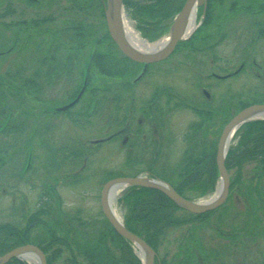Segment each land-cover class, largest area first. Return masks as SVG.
<instances>
[{
	"label": "rangeland",
	"instance_id": "374dc122",
	"mask_svg": "<svg viewBox=\"0 0 264 264\" xmlns=\"http://www.w3.org/2000/svg\"><path fill=\"white\" fill-rule=\"evenodd\" d=\"M64 1L66 0L51 3L49 6L46 3L41 6L40 14L34 8L21 7L20 4L19 21H21L20 24H25L21 26L18 37H16L17 31L14 30L11 22L15 20L12 9L17 7V1L0 0V49H6L14 42L16 46L13 51L9 49L11 52L5 56H0V74L8 70L11 72V69L14 68H19L26 74L21 77V80H7L2 86L5 96L6 93L12 94L6 103L0 102V118H6L5 124L0 126L3 127L0 131V150L3 149L4 152L3 162L0 165V224L2 225L12 224L19 228L23 227L28 216L38 208L39 200L44 195L48 196L47 200L50 202L49 205L53 209L54 215L43 216L41 219L45 223H50L55 230L59 228L55 221L63 222L65 218L63 214L70 218L78 216L81 221L97 223L104 219L100 205V194L108 180L138 172L145 175L152 170L154 174L160 177L162 175L169 176L173 180L177 179L176 168L182 165L181 163L185 158L187 160V154L193 157L195 153L197 155L200 151L199 148L193 150L191 147L188 149V143H193L196 146L202 141L205 148L209 150L208 143H217L223 127L232 116L239 112L241 103L252 105L257 101L264 100V38H257L258 27L254 29L244 28L246 23L249 25L254 20L259 21L264 17L256 18L246 13L243 16H241L242 14L234 15L233 12H221L223 9L221 8L220 12L214 11L217 19L213 21V24L205 25L202 30L196 33L198 38L211 35L212 37L208 38V41L212 44L217 41V38H221L222 34L224 35L222 44L216 46L211 54L207 53L204 56L205 54L195 52L190 54V59H186L185 55L178 52L164 64L159 65L163 68H155L156 64L149 66L147 74L133 87H130L129 84L139 75L141 71L139 66H131L130 72L135 73V75H129L123 81L111 78L104 79L91 67L90 76L88 75V88L81 100L82 104L70 111L72 115L80 114L83 117L82 121L74 124L68 118L63 117L61 120L55 119L49 124L47 115L50 109L47 110L49 106L45 104L46 101L53 100L55 102V106L51 108L52 111L67 104V96L74 89L75 91L77 88L80 89L82 85L83 75H81L80 68L85 66L92 53L103 51L123 60L120 52L108 37L98 5L94 6L89 14L85 15L87 16L85 18L83 14L85 9L79 11L72 9L76 3L74 0H67L66 3ZM60 4L64 6L63 10L62 7L60 9L63 11L61 15L55 14L56 19L49 20L39 27V30L43 28L56 30L58 31L57 35L46 34L48 36L45 39L39 33H32L31 21L35 14L48 17L44 15L52 12L54 8H58ZM57 12L58 9H56ZM80 20L83 21L84 28L91 25V29L84 30L83 35L74 31L75 27L79 25L78 23L74 24L73 30L69 26L72 21L79 22ZM123 21L124 26L133 27L135 32L139 34L135 29L137 22L134 20L131 9H124ZM65 22H68V27L62 30ZM166 24H170V21ZM216 26H219L218 31ZM259 28H261L260 32L263 31L264 25L259 24ZM78 35H82L83 39H78ZM163 37L161 36L158 40ZM101 40H103V47L100 46ZM70 51L78 60L75 64L70 62L69 66L66 57ZM49 52H57V54L55 58L52 57L51 59L52 67L47 68L44 61L43 69L52 71L36 76L37 83L42 86V94L36 96L37 100L41 102L34 101L24 91L17 93V91L8 88L9 84L20 87L26 86L23 84V80L34 70L36 71L37 67L40 66L38 59L40 61L47 58ZM208 59H215L214 63H222L220 65L227 67V73L236 70L242 62L244 68L237 76L221 83L216 84L212 80L202 83L210 85L208 92L212 94L205 101L203 100L204 97H196V67L191 64L202 63ZM252 60H255L259 67L254 66ZM175 62L180 63L181 67H177L178 63ZM214 66L212 65L211 69L213 72H215ZM59 67H62L59 72L60 75L55 76L56 69L60 70ZM31 70L32 72H30ZM50 73L53 74L47 76ZM47 80H49V84ZM162 87L168 88L171 92L185 94L191 102L186 100V106L175 105L171 95L163 91ZM155 89L158 92L153 95L156 104L154 109H158L159 113L160 110L163 111L160 114H154V125L158 128L159 133L155 134L152 128L153 133L147 131L150 126L142 124L139 129L141 128V132L145 133V138L141 136L136 138L137 136L134 135L131 136L133 140H130L128 144L123 145L122 139L116 138L109 143L90 147L91 140L106 138L120 126H124L126 115L123 111H117L114 123L111 119V109L102 108L103 106H100L101 108L95 113L88 115L84 109V106L87 105V99L94 98L96 100L98 98V104L109 106L112 104V98H115L118 108L121 105L133 104L132 106L138 109L142 105L141 103L145 104L148 98L150 99ZM129 90H131V96H129ZM161 92L164 96L161 99L157 97L156 100V96ZM104 98L106 104L103 102ZM220 106L221 109L219 110ZM194 108H202L207 113H210L209 109H211V114L216 115L215 118L210 116L200 118L201 120L206 118V121L211 120L205 125V128L201 129V132L192 124H196L200 120L197 117V110ZM217 109L218 112L215 114L214 111ZM138 118L141 117H134V127L138 126ZM160 121L164 124L162 131H160ZM194 130H196L194 139L187 142L188 135L191 133L192 136ZM157 135L163 140L162 150L155 149L153 144ZM237 139L238 135H235L228 149L235 147ZM78 149L81 155L75 160L72 158L69 160L71 154L76 158V154L79 153ZM185 149H188L189 152ZM254 167V163L245 164L242 167V185L249 184V181L256 183L253 181L256 172ZM236 173V170H231L229 175L233 178ZM73 179L75 181H72ZM218 182L219 179L216 181L213 192L209 191L200 198L188 194L190 199L195 202L212 199L217 190ZM261 182H264V179ZM260 185L263 188L257 194L258 197L253 196V200H258L256 203L261 201L264 203V184L260 183ZM126 190L127 187H124L111 205L121 220L125 212L121 198ZM234 191L235 189L205 222L193 224L196 228L195 238L201 241V246L207 251V260H202L201 264H235L234 257H227L228 262H224L221 246L223 245L226 252L228 250L235 252V229L231 231L229 228L236 225L243 204L248 206V202L251 203L252 201H249L246 195ZM241 191L244 192L245 190L242 189ZM250 206L253 209L257 208L253 203ZM176 215L190 218L182 211H177ZM257 216L259 215L254 214L252 217ZM191 226L172 227L166 231L159 247L158 256L160 259L170 260L176 252L179 242L182 243L190 237ZM67 229L70 231L68 234L71 239H78V242L81 243L96 238L93 229L84 230L76 225L73 230L71 227ZM60 230L62 231V228ZM42 231L46 234L42 228V230L34 231L33 235L42 234ZM65 231L67 230L65 229ZM71 231H74L73 234ZM56 232L60 233L58 230ZM224 233L228 236L225 237ZM192 240L190 238L186 242L192 243ZM247 241L250 240L245 238V242ZM254 243V247H258L264 253V239H258ZM108 246H111L110 243ZM132 247L137 255V250L133 244ZM56 248L61 249L62 254L53 264H63L64 260L70 258V252L63 245L55 246L54 249ZM111 251L116 259L120 258L121 255L117 248L111 246ZM77 262L87 264L81 257H77ZM192 264H196L195 261Z\"/></svg>",
	"mask_w": 264,
	"mask_h": 264
},
{
	"label": "trees",
	"instance_id": "16d2710c",
	"mask_svg": "<svg viewBox=\"0 0 264 264\" xmlns=\"http://www.w3.org/2000/svg\"><path fill=\"white\" fill-rule=\"evenodd\" d=\"M25 1L29 6L34 7L39 14V4L42 2L43 4L41 6H44L46 3L49 6L51 3L60 2V0ZM74 1L76 2L75 6L79 8V6H89L90 2L92 3L95 0ZM96 1L99 4L100 0ZM184 2L185 0H123L125 7L133 11L134 19L137 22V29L149 40H155L167 30L169 25L166 23L181 9ZM217 7L233 13H264V0H207L202 26L198 31L209 23L213 24V21L217 19L214 15V10ZM99 9L100 15L102 16L103 13L100 4ZM201 11L202 8L199 9V13ZM39 14H36L34 20L31 21L34 33H39L45 39L48 36L46 34L57 35L58 31L50 28L39 30L41 24L53 20L54 14L50 13L47 15L48 17H42ZM216 29H219V26H216ZM193 39L197 40L198 37L194 36L191 40ZM102 45H104L103 40L100 42L101 47H103ZM2 50L4 49H0V51ZM45 59L43 58L40 61L38 59L40 66L37 67L36 74H44L52 71L43 69ZM122 59H117L107 52H95L90 56L87 70L90 73L91 67H93L96 68L97 74L103 76L104 79L116 78L117 80L123 81L129 75L135 74L130 72V68L131 66H137V64L124 57ZM6 82V79L0 78L1 103L5 98V91L2 86ZM8 88L12 90L11 84L8 85ZM35 90L36 96L42 94V86L37 83V79H35ZM246 106H248L247 103H241L240 109ZM5 119L3 117L0 118V126ZM237 133V145L234 149L228 151L225 158L227 171L236 170L237 172L233 178L230 177L229 191L243 184L241 181L242 167L245 164L254 163L256 171L254 178L257 177L259 179V186L256 189L258 194L263 188L260 183L264 184V182H261L264 179V120L247 122L240 127ZM191 147H193V150L199 148L200 151L197 155L196 153L194 154L195 157L187 154V160L185 158L186 161L183 160L182 165L179 167L180 172L177 179L173 180L169 176L161 175L163 180L167 181L183 198H188V194L193 195L195 198L204 196L208 191L214 189L215 182L218 178V172L215 166L216 142L210 144L209 152L204 144L196 146L190 144L189 148ZM252 184L253 182L249 181V184L243 185L245 193L249 196L247 198L250 201L253 199L251 194L255 187L251 186ZM53 190L55 191V189ZM47 198L48 196L46 195L40 198L38 208L28 216L23 227L19 228L11 224L0 226V256L18 246L33 244L39 247L45 254L46 264H53L62 254L61 249H54V247L63 245L71 255L70 258L64 260L63 264H79L77 257L83 258L87 264H141L139 259L134 255L130 243L119 236L105 219L97 223L85 222L81 221L78 216L70 218L63 214L65 217L63 222L55 221V224L59 227L56 230L50 223L43 222L41 217L54 215V211L51 209L50 202ZM121 201L125 207V214L123 216L125 229L141 238L152 248L156 254L155 262L157 261V264H192L193 261L196 264H201L202 260H206L205 248L201 246V241L195 238L196 235L194 233L196 228L193 224L195 222H205L217 209L203 214H191L182 210L157 190L134 186L128 188L127 192L121 198ZM177 211L185 212L190 218L178 217L176 215ZM75 225L84 230L93 229L96 238L83 241V243L78 242V239H71V236L68 234L70 231L67 228L71 227L73 230ZM185 225H192L189 231L190 237L186 240L188 241L191 238L193 239L192 243L186 241L179 242L176 252L170 260L160 259L158 256L159 247L166 231L172 227ZM192 227H194L193 230ZM42 228L46 234L42 231V234L33 235L34 231L42 230ZM61 228L62 231L60 230ZM57 230L60 233H57ZM108 243L119 250L121 255L119 259H116L112 255L111 246H108ZM6 264L26 263L14 258Z\"/></svg>",
	"mask_w": 264,
	"mask_h": 264
},
{
	"label": "flooded vegetation",
	"instance_id": "af4514ba",
	"mask_svg": "<svg viewBox=\"0 0 264 264\" xmlns=\"http://www.w3.org/2000/svg\"><path fill=\"white\" fill-rule=\"evenodd\" d=\"M16 1H17V7L12 9V15L15 16V20L12 21L11 23H12V27H14V30L17 31L16 37H18V33L20 32L21 26H22L20 24L21 21H19V17H20L19 6L21 4V7H24V6H26V4L23 3L21 0L20 1L16 0ZM86 7H87L88 11L90 10V8L92 10L94 8V2L90 3V5L86 6ZM219 10H220V8L217 7L214 11H219ZM225 11H226L225 9H221V12H225ZM83 14H84V17L87 18V16H85V15H88V14L85 11L83 12ZM235 14H242L241 16L245 15L244 12H236V13H234V15ZM246 14H251L252 16H254L256 18L264 17V13H250V12L248 13V12H246ZM253 19H255V18H253ZM85 21L88 22L87 20H85ZM227 21H228V19H227ZM79 22H80L79 25L76 26L75 30H74V31L78 32L79 34L83 35L84 30H87V29L90 30L91 29V25L86 26V28H84L83 21L80 20ZM260 23L262 25H264L263 24L264 23V19L259 20V21H255L254 20L253 23L252 24L250 23L249 25L246 23L244 25V28L245 29H249V28L250 29H254L255 27H258L257 28L258 29L257 38H259V37H263L264 38V30L263 31L261 30V32H260V29H261V28H259V24ZM72 27H71V29H72ZM202 29L203 28H201V30ZM67 30H69V29H67ZM216 30L218 31L219 29H216ZM32 33H34V29H32ZM82 35H78V39H81V38L83 39ZM210 37H212V36L211 35H206V36H203L201 38H198L197 40L193 39V40L180 42L175 47L173 53L167 59H165V60H163V61H161L159 63H156V67L155 68H163L162 66H159V65L162 64V63L164 64L172 56H175V54L178 53V52H180L183 55H185L186 59L187 58L190 59V54H193L195 52L196 53H200V54H205L204 56H206L207 53L211 54L213 49L216 48V46L222 44L224 35L222 34L221 38H217V41L213 42V44L208 41V38H210ZM73 38H74V36H73ZM14 43H12V45H10V49H12V51L16 48ZM56 54H57V52H49L48 53L49 56H47V58L45 59V63L47 64V68H51L52 67L53 62L51 61V59H52V57L55 58ZM66 60L68 61L67 64H69V66H70V62L75 64L77 62L78 58L76 59L74 57V53L72 51H70L69 54L66 57ZM214 60L208 59V60H204L202 63L199 62V63L191 64V65L196 67L195 68V73H196V77H197V82H196L197 86H195V88L197 90L196 97H200V98L204 97L203 100H205V101H206V99L211 97L212 94H210L208 92V89L210 88V85L209 84L205 85V84H202V83H206L208 80H212L216 84L217 83H221V82L225 81L227 78L231 77V75H237L239 73V72L238 73H234L235 71H233L232 73H230L231 75L229 76V73H227V70H226L227 67L223 66V65H220L222 63L219 64V62L214 63ZM178 62H175V63H178ZM224 64H225V62H224ZM241 64H242V67H243L244 63L242 62ZM252 64L254 66H258L255 63V60H252ZM212 65H215L214 66V68H215L214 71L215 72H213L211 70L212 69ZM140 66L142 67V65H140ZM149 66H153V65L152 64L151 65H147L145 72H148ZM177 67H181V64L178 63ZM81 69H83V68H80V72L82 71ZM93 69L96 70V68H93ZM11 70H12L11 72H9V70L7 72H2V74L0 75V78L13 81L15 79L21 80V77L26 75V74H24V72L19 70V68H14V69H11ZM61 70H62V67L60 68L59 71L56 69V71H55L56 75L55 76H59L60 75L59 72ZM30 72H32V70ZM52 74L53 73H50L47 76L52 75ZM36 76H37V74H36V72L34 70L30 75H27V77L23 80L24 81L23 84L26 85V86L20 87V86H15V85L11 84L12 90L13 91H17V93L22 90L25 93H27L28 96L32 97L34 101L41 102V101L37 100V97H36V90H35V79H36ZM225 76H229V77L224 78ZM258 77H259V75H258ZM27 78H29V79L27 80ZM47 83L48 84L50 83L49 80H47ZM162 90L164 91V88H162ZM74 91H75V89H74ZM74 91L71 92V94H69V96H67L68 99L73 95ZM155 91H156V89H155ZM155 91L152 92V94L150 96V99L148 98V101L145 104L141 103L142 105H140L138 109L134 108V106H132L133 104H128V106L127 105H121L120 108H118V106L116 105V99L115 98H112V104L109 105V106L108 105L104 106V105L98 104V102H99L98 98L96 100L94 98H91V100L87 99V105L84 106V109L86 110V113H88V115L95 113L99 108H101L100 106H103L102 108L111 109V113H112L111 119L113 120L114 123H115L114 119L116 117L115 114H116L117 111H123L125 113V115H126V117H125L126 123L124 124V126H120L116 131H114L111 135H109L106 138L97 139V140H102V141L99 142L96 145H100V144H103V143H109L110 141L115 140L116 138H121L123 145L125 143L128 144V142L130 140L131 141L133 140V138L131 136H134V135L137 136L136 138H138L140 136L142 138H145L146 137L145 133L141 132V128L139 129V127L142 124H146V125L150 126V128L147 129V131L152 132V130H153V132L155 134L159 133L158 132V128L156 127V125H154V123H155L154 114L155 113L156 114H160L163 111L160 110V113H159L158 109H154L156 104H155L154 99H153V93ZM129 92H130L129 96H131V90H129ZM157 92H158V90L156 91V93ZM172 93H174L173 94L174 96L172 94H170V95L173 98V100L175 102V105H177V106H183V105L186 106V104H185L186 100L191 102L189 99L186 98L187 96L185 94H180V93H177V92H172ZM11 95H12L11 93L10 94L6 93V96L3 99V102L6 103L8 101V99L11 97ZM75 96H76V94L71 99H69V100L67 99V103L70 102L71 100H73ZM82 96H83V94H82ZM82 96L78 99V101L74 105H72L70 108L64 110L63 112H60V113H57V114H54L52 112L49 113L47 115V118H48L47 122L50 121L49 122V124H50V123L54 122L55 119L61 120L63 117H65V118H68L74 124L80 123L82 121L83 117L80 114L79 115H72L70 113V111L78 108L82 104V102H81V100L83 99ZM163 96H164L163 92L159 93V95L156 96V100H157V97L159 99H161ZM103 102L106 104L105 98L103 99ZM108 102H110V101H108ZM45 104L47 106H49L50 108L55 106L54 105L55 102H53V100H48V101H46ZM194 109L197 110V117L199 119L201 117H206V116H210L212 118L216 117V115L213 116L211 114L212 113L211 109H209L210 113L205 112V110L202 109V108H194ZM220 109H221V106H220L219 110ZM216 112H218V109H217V111H214L215 114H216ZM195 115H196V113H195ZM135 116L136 117H138V116L141 117V118L137 119V125L138 126H136V127L133 126L134 117ZM57 117H59V118H57ZM204 119L205 120H201L200 119L196 124L192 123L193 125H195L198 128V131L200 130V132L202 131L201 129L205 128V125L208 122L209 123L211 122V120H207L206 121V118H204ZM47 122L45 120V123H47ZM158 123H159V121H158ZM151 128H152V130H151ZM163 128H164V124H163L162 121H160V129H161L160 131H162ZM151 139L153 141V138H151ZM192 139H194V138L191 137L190 141ZM91 141H93V140H91ZM91 141L89 143L90 147H95L96 145L92 144ZM162 143H163V140L157 135V138L153 142V144L155 145V149L159 148L160 150H162L161 149V144ZM3 155H4L3 149H1L0 150V165L3 162ZM80 155H81V152L79 150V153L76 154V158H74V155L71 154L69 156V160H70V158L75 160ZM254 196L258 197L257 194H254ZM257 201L258 200H254L251 203L248 202V206H245V204H243V208L239 212L236 225L234 227L232 226V228L231 227L229 228L231 231H232V229H235V233L234 234L236 235V250H235L234 253L232 251H229V250H228V252H226V249H223V245H222L221 246V249H222L221 252H223V256H224V259H225L224 262H226V263L228 262L227 261V257H231V258L234 257L235 258V264H264V253L262 252L261 249H258V247H254V244H255L254 242H256L258 239H264V203H262V201L256 203ZM252 203L256 205V207H257L256 209H253L250 206ZM254 214H258L259 216L252 217ZM231 233L233 234V232H231ZM225 235H227V234H225ZM245 238L250 240V241L245 242ZM251 243H252V245H250ZM235 253H236V255H235Z\"/></svg>",
	"mask_w": 264,
	"mask_h": 264
},
{
	"label": "water",
	"instance_id": "95a60500",
	"mask_svg": "<svg viewBox=\"0 0 264 264\" xmlns=\"http://www.w3.org/2000/svg\"><path fill=\"white\" fill-rule=\"evenodd\" d=\"M122 1L123 0H112L111 4H109V1H107V4L104 7L107 29L110 37L115 42L116 46L122 52V54H124L126 57L137 63H143V64H148L163 60L169 54H171L177 42L182 39L183 31H184V21L187 14L189 13V11L191 10V8L194 6L195 3L197 4V6H201L204 2V0H186L182 9L177 14L175 20L171 24V28L169 31V40L158 51L146 53V52H139L134 48H132L127 43L124 37L122 18H121ZM257 110H264V104L252 105L241 110L233 118H231V120H229V122L225 125V127L222 130V133L217 143L215 164L223 185L220 195L212 202L202 205L198 203H194L177 194L176 191L169 184L163 181H161L160 183L154 182L142 178L141 176L115 178L108 181L104 185L101 192V206L103 213L116 233H118L121 237H123L124 239L130 242H137L148 252V260L143 264H153L155 253L141 238L127 231L121 222L115 220L106 198L107 191L109 190V188L115 184H118L123 186H138V187L154 189L164 194L177 206L194 214H201L217 208L225 201L229 189V176L224 164V158L227 153V149H225L227 137L235 126L246 122L247 121L246 119L249 117V115H251L253 112ZM29 252L36 254L38 264H46V259L43 252L38 247L31 244L19 246L5 253L4 255L0 256V264H5L13 258H21L22 254Z\"/></svg>",
	"mask_w": 264,
	"mask_h": 264
},
{
	"label": "bare ground",
	"instance_id": "6f19581e",
	"mask_svg": "<svg viewBox=\"0 0 264 264\" xmlns=\"http://www.w3.org/2000/svg\"><path fill=\"white\" fill-rule=\"evenodd\" d=\"M108 1H109V4H111L112 0H108ZM196 11H197V4L195 3L194 6L189 11V13L187 14L185 21H184V37L189 36L196 28ZM123 34L125 36L126 41L133 48H135L136 50L140 52H147V53L158 51L164 46V44L169 39V34H166L163 38H161L157 42L148 43L145 40L140 38V36L135 32L133 27H127L124 25H123ZM256 118H264V110H257L253 112L251 115H249V117L246 120H252ZM238 126L239 125L235 126L233 130L230 132V134L228 135L227 140H226L225 149L228 148L230 143L233 141L234 136H235V131L238 128ZM222 185H223L222 181L219 180L218 185H217V190L214 196L212 197V199L207 200V201H199L198 204L202 205V204L211 202L212 200H215L216 198H218V196L220 195L222 191ZM124 187L125 186L123 185L115 184L109 188V190L107 191L106 198L110 205V208H111L113 201L116 199V197L119 195V193L122 191ZM111 212L115 220L120 222L121 221L120 217L113 211L112 208H111ZM133 245L135 246L137 250V255L139 256V258L143 262H146L148 260V252L137 242H133ZM21 259L30 264H37L36 254L32 252L22 254Z\"/></svg>",
	"mask_w": 264,
	"mask_h": 264
}]
</instances>
